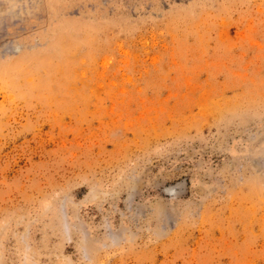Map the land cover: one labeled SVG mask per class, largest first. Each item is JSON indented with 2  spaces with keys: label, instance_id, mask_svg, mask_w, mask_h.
<instances>
[{
  "label": "rangeland",
  "instance_id": "rangeland-1",
  "mask_svg": "<svg viewBox=\"0 0 264 264\" xmlns=\"http://www.w3.org/2000/svg\"><path fill=\"white\" fill-rule=\"evenodd\" d=\"M0 264H264V0H0Z\"/></svg>",
  "mask_w": 264,
  "mask_h": 264
}]
</instances>
